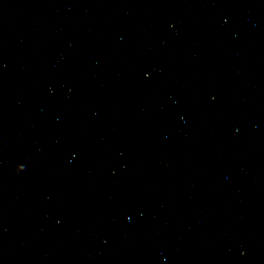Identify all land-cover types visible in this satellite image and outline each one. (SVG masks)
<instances>
[{"label": "water", "instance_id": "95a60500", "mask_svg": "<svg viewBox=\"0 0 264 264\" xmlns=\"http://www.w3.org/2000/svg\"><path fill=\"white\" fill-rule=\"evenodd\" d=\"M0 264H264V0H0Z\"/></svg>", "mask_w": 264, "mask_h": 264}]
</instances>
